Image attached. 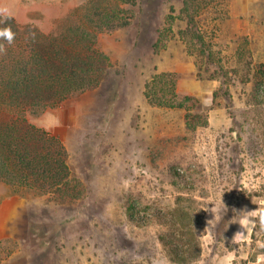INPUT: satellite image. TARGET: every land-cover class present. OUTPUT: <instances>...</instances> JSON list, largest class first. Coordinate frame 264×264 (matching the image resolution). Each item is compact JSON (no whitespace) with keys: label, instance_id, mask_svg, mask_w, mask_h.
Returning a JSON list of instances; mask_svg holds the SVG:
<instances>
[{"label":"rangeland","instance_id":"1","mask_svg":"<svg viewBox=\"0 0 264 264\" xmlns=\"http://www.w3.org/2000/svg\"><path fill=\"white\" fill-rule=\"evenodd\" d=\"M88 1L0 5L51 33L80 23ZM138 2L130 26L99 35L110 60L101 85L27 114L63 143L79 194L61 202L0 182V264H135L133 254L151 264L158 253L178 264L162 238L180 241L181 255L187 244L189 264L264 254L259 219L251 234L233 223L264 204V0L188 13L183 0ZM161 74L175 81L176 108L144 96ZM237 232L245 238L233 242Z\"/></svg>","mask_w":264,"mask_h":264},{"label":"trees","instance_id":"2","mask_svg":"<svg viewBox=\"0 0 264 264\" xmlns=\"http://www.w3.org/2000/svg\"><path fill=\"white\" fill-rule=\"evenodd\" d=\"M138 1L90 0L81 9L80 23L51 33L34 24L22 25L14 18L0 22V28L11 27L15 33L11 45L0 40L6 48V54H0V182L54 195L61 202L71 201L79 194L63 143L31 124L27 114L55 108L69 97L101 85L110 60L97 47L99 35L130 26L137 18L131 13ZM213 1L183 0L184 11L200 10ZM190 19L189 28L194 23ZM201 38L203 46L205 39ZM144 96L151 105L177 107L171 75L152 77L145 85ZM174 213L177 216L172 214L173 218L178 221L189 219L180 210ZM173 239L162 238L161 242L176 263L189 264L187 244L183 243L181 255L177 248L180 241Z\"/></svg>","mask_w":264,"mask_h":264},{"label":"clouds","instance_id":"3","mask_svg":"<svg viewBox=\"0 0 264 264\" xmlns=\"http://www.w3.org/2000/svg\"><path fill=\"white\" fill-rule=\"evenodd\" d=\"M12 18L11 9L7 6L0 5V22H4ZM0 40L6 41L11 45L15 40V33L11 27L0 28ZM0 54H6L5 45L0 43ZM213 211H216L215 209ZM259 219L260 228L264 231V204L259 205L255 210L242 211L238 214V218L234 216L233 223H238L243 229L247 230L251 234V229L255 227V219ZM251 226V227H250ZM207 231V228L205 229ZM244 232H237L234 235L233 242L238 239H244ZM258 248L264 249V243H258ZM143 257L133 254V261L135 264H141ZM151 264H172L171 260L164 254L158 253L151 258ZM193 264H204L203 259L193 261ZM227 264H231V259L227 260ZM255 264H264V254H260L256 257Z\"/></svg>","mask_w":264,"mask_h":264}]
</instances>
